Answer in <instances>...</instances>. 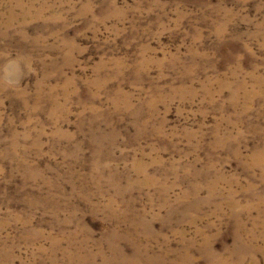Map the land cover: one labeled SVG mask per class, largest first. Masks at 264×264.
<instances>
[{"label": "rangeland", "instance_id": "1", "mask_svg": "<svg viewBox=\"0 0 264 264\" xmlns=\"http://www.w3.org/2000/svg\"><path fill=\"white\" fill-rule=\"evenodd\" d=\"M0 264H264V0H0Z\"/></svg>", "mask_w": 264, "mask_h": 264}, {"label": "bare ground", "instance_id": "2", "mask_svg": "<svg viewBox=\"0 0 264 264\" xmlns=\"http://www.w3.org/2000/svg\"><path fill=\"white\" fill-rule=\"evenodd\" d=\"M207 243H204V245L206 246ZM239 261V260H238ZM237 263V262H236Z\"/></svg>", "mask_w": 264, "mask_h": 264}]
</instances>
